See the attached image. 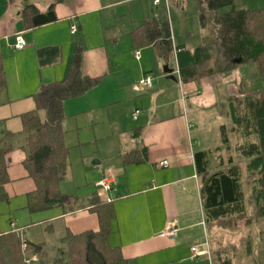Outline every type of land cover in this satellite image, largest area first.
<instances>
[{"label":"crops","instance_id":"crops-1","mask_svg":"<svg viewBox=\"0 0 264 264\" xmlns=\"http://www.w3.org/2000/svg\"><path fill=\"white\" fill-rule=\"evenodd\" d=\"M32 1L41 11L53 2ZM163 2L63 0L55 4L54 22L27 29L23 1L0 0V52L7 80L0 95V131L18 136L22 115L36 107L33 95L44 84L67 77L79 48L83 72L100 78L87 93L64 104L62 125L68 145L79 151L84 178L94 184L85 192L86 203L71 213H63L61 207L31 212L28 195L36 185L25 168V152L15 148L6 157L9 200L0 201L2 230L17 229L21 235L27 231L25 240L44 244L50 253L48 244L37 242L30 228L40 226L55 248L67 233L97 231L98 215L88 205L97 193L114 204L110 243L120 248L127 264H212L209 256L192 251V246L209 240L194 153L210 146L203 141L198 118L227 99L221 103L224 107L242 89H237V79L225 81L228 71L186 82L178 76L177 81L169 79L164 67L170 59L176 67L177 48H195L177 41L175 32L173 51L167 56L155 44L138 45L135 34L141 24L168 19ZM18 36L26 41L22 49L14 47ZM147 75L152 76V87L139 90L138 82ZM12 119L22 128L9 129ZM164 160L169 162L166 167L159 165ZM105 178L111 180V188L103 193L98 182ZM5 214L10 215L6 224ZM168 225L177 228L175 236L163 235ZM29 257L41 262L35 253Z\"/></svg>","mask_w":264,"mask_h":264},{"label":"trees","instance_id":"trees-1","mask_svg":"<svg viewBox=\"0 0 264 264\" xmlns=\"http://www.w3.org/2000/svg\"><path fill=\"white\" fill-rule=\"evenodd\" d=\"M23 18L27 29L54 22L57 19L53 0L41 11L32 0H22ZM199 19L204 42L193 50L178 47L177 62L183 81L197 80L218 71H229L242 58L251 63L264 77V7L250 8L235 0H199ZM139 46L155 44L159 53L173 51L169 19H154L138 29ZM0 52V95L7 88ZM100 78L83 72V53H75L67 77L44 84L33 95L36 107L22 115L23 129L17 134L0 131V201H8L5 184L9 180L7 155L15 148L25 152L24 165L34 180L36 189L28 195L31 212L61 207L71 213L83 207L78 195L63 194L61 183L69 170L71 147L65 143L62 122L65 101L80 97L96 86ZM229 122L219 126L220 144L214 149H199L194 153L198 174L202 179L203 209L209 227L232 228L239 221L254 228L264 221V88L241 91L222 108ZM217 157L212 169V158ZM131 159V157H129ZM90 209L98 215L99 229L78 234L67 233L49 260L52 264H127L120 248L112 246L110 236L116 211L112 201L94 193L89 198ZM0 213V264H28L29 255L49 254L44 244L22 238L17 229L2 230ZM237 227V226H236ZM250 229L237 245L222 251L211 246L212 264H234V258L249 264H264V238ZM264 234V232H263ZM212 235V234H211ZM210 235V240L211 236ZM240 249V250H239ZM39 260V258H38Z\"/></svg>","mask_w":264,"mask_h":264},{"label":"rangeland","instance_id":"rangeland-1","mask_svg":"<svg viewBox=\"0 0 264 264\" xmlns=\"http://www.w3.org/2000/svg\"><path fill=\"white\" fill-rule=\"evenodd\" d=\"M164 3V4H163ZM161 6H164V10H166V15L170 21L171 31L177 36V41H186L187 44H192L194 47L201 45L204 42V32L205 30L202 28L200 19H199V0H167V2H163ZM235 3L238 5H245L250 8H261L264 7V0H235ZM2 54V53H1ZM3 59V55H2ZM168 64L170 67L173 65V60H168ZM164 65V64H163ZM3 66V60H2ZM173 68V67H172ZM232 79L238 80L237 89L239 91L250 92L256 89L264 88V77H261L256 69V66L251 63H239L232 69H230L227 73V77L225 81H229ZM240 80V81H239ZM242 85V86H241ZM242 87V88H241ZM237 90V91H238ZM235 91V88H230L229 92ZM240 93V92H239ZM210 94V93H209ZM235 94H238L236 92ZM227 99L219 101V108L209 107L210 112H203L199 115V123H201V133L204 137V143L210 146V149H214L216 146L220 144L219 137V126L223 123H228V117L225 116L220 110L222 107L221 103H225ZM223 108V107H222ZM66 118V117H65ZM14 120V119H12ZM9 129L13 131H17L22 128L21 123H18V126L15 123H9ZM63 127V125H62ZM200 127V124H199ZM197 129V128H196ZM64 130V129H63ZM65 131V130H64ZM202 135V136H203ZM65 143L70 145V142L67 140L66 132L64 134ZM68 145V146H69ZM14 150V149H13ZM12 150V151H13ZM16 150V149H15ZM217 157L213 156L212 158V169L215 167ZM93 161L91 160V163ZM69 165L71 167V176L67 175L66 180L61 183L60 190L63 194L69 195H78L81 199L80 203H86L84 201L86 197V190L92 188L94 186L93 183L86 180L83 175V166L80 162L79 151L71 148L70 157H69ZM84 198V199H83ZM10 215H4V223L6 224V220H8ZM206 217V216H205ZM206 221V220H205ZM254 228L252 226H248L245 223V220L239 221L232 228H220L219 226L213 225L211 227V233L209 235L208 244L212 247H215L217 250L229 249L230 244L237 245L240 248V243L245 236L248 235L250 229L258 231L262 234L260 242L263 241L264 238V221L255 222ZM205 225V224H204ZM207 226V222H206ZM237 226V227H236ZM22 238L26 239V236L30 235L27 231L21 232ZM30 233L37 242L45 241L46 244L51 248V251L46 256L41 257L43 262H39L37 260H30L29 264H52L49 260L54 253L55 245L53 241L44 236L40 226H33L30 228ZM262 243V242H261ZM53 247V248H52ZM240 250V249H239ZM211 252V250H210ZM35 259V258H34ZM212 262V261H211ZM234 264H249V261L246 257L242 261H239V258H234Z\"/></svg>","mask_w":264,"mask_h":264},{"label":"built area","instance_id":"built-area-1","mask_svg":"<svg viewBox=\"0 0 264 264\" xmlns=\"http://www.w3.org/2000/svg\"><path fill=\"white\" fill-rule=\"evenodd\" d=\"M162 1H167V0H154V3L155 4H159L160 2ZM76 28L74 27L73 28V31H75ZM26 45V41L21 37V36H18L17 37V41L14 45V47L16 49H22L24 48V46ZM135 55L137 58H139V51L135 52ZM174 69V74L176 76H178V78H181V74H180V69H179V66H178V62L176 63V67L173 68ZM152 82H153V79H152V76L151 75H147L145 77H143L139 82H138V88L139 90H142V89H149L152 87ZM138 110L135 112V114H133V117L134 119L137 118V114H138ZM160 166H168L169 165V162L167 160H164L162 162L159 163ZM111 180L108 179V178H105L103 180H101L100 182H98V185L102 187V190H103V193L107 190H109L111 188ZM206 222L204 221V224ZM12 225L14 226V224L12 223ZM206 225V224H205ZM177 232V228L172 226V225H168L166 230L163 232V235H167V236H175ZM204 246H207L208 248H204ZM192 251L195 253V255L197 256H200V255H207L211 258V252L209 250V244H208V241L204 242V244H201V246L199 245H194L192 246ZM36 260V258L34 259ZM28 262H30V260H28Z\"/></svg>","mask_w":264,"mask_h":264},{"label":"water","instance_id":"water-1","mask_svg":"<svg viewBox=\"0 0 264 264\" xmlns=\"http://www.w3.org/2000/svg\"><path fill=\"white\" fill-rule=\"evenodd\" d=\"M235 62L236 63H241L242 62V58H238V59H235ZM164 71H165V73H167L168 74V78L169 79H172V80H174V81H177L178 80V78L176 77V75L174 74V69L173 68H171L170 66H169V64H166L165 65V67H164ZM95 163V162H94ZM97 163H99V161H97Z\"/></svg>","mask_w":264,"mask_h":264}]
</instances>
